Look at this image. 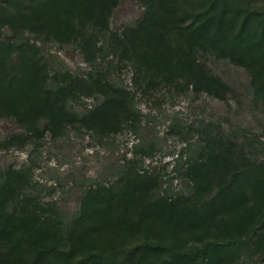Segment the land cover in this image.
Returning a JSON list of instances; mask_svg holds the SVG:
<instances>
[{
    "label": "trees",
    "instance_id": "1",
    "mask_svg": "<svg viewBox=\"0 0 264 264\" xmlns=\"http://www.w3.org/2000/svg\"><path fill=\"white\" fill-rule=\"evenodd\" d=\"M133 1L138 16L116 27L123 0H0V121L10 126L0 150L35 151L71 131L99 142L123 129L138 135L137 95L226 100L232 88L207 56L243 69L249 94L235 101L264 113V0ZM52 48L77 52L87 70H69ZM124 68L134 91L113 78ZM87 98L95 103L78 111ZM184 129L172 159L178 190L143 168L160 141L140 135L111 166L115 177L90 180L73 211L42 202L25 166L1 168L0 264L264 260V137L239 144L215 121Z\"/></svg>",
    "mask_w": 264,
    "mask_h": 264
},
{
    "label": "rangeland",
    "instance_id": "2",
    "mask_svg": "<svg viewBox=\"0 0 264 264\" xmlns=\"http://www.w3.org/2000/svg\"><path fill=\"white\" fill-rule=\"evenodd\" d=\"M139 12L137 3L133 0H123L117 12L119 19L116 27L124 20L136 18ZM51 52L56 53L69 70L75 71L77 67L82 71L87 70L77 52L62 54L55 48H52ZM204 60L210 71L232 88V94L226 100L213 99L204 94L177 95L167 91L135 97L140 114V129L137 134L144 140L155 138L160 141L152 157L144 160L143 168L155 166L163 182L169 183L171 189L175 190L183 187L178 179H172V159L182 146L181 134L186 131L184 128L188 125L201 120L215 121L226 131L229 139L239 144L248 145L250 140H254V135L261 134L264 137L263 109L260 106L249 109L246 105L239 108L240 105L235 101L248 97L249 79L245 71L212 56H207ZM113 78L129 91H134L128 68L122 69ZM94 103V99H82L75 107L80 111L83 106L90 107ZM8 129L10 126L0 121V135L5 134ZM138 135L123 129L102 142L91 137L86 131H71L57 141L45 137L35 151L31 150L30 145L21 150H0V169L9 166L18 169L25 166L30 170L32 181L39 184L38 196L42 202L55 203L65 212L73 211L78 206L80 190H83L90 180L105 181L115 177L116 170L111 166L122 164L123 158L129 159L132 156L130 150L138 142ZM190 140H197L196 134ZM255 145V150H251L254 157L261 159L263 151L259 144ZM109 168L111 170L108 171ZM102 176L104 180L101 179ZM245 264H264V260H247Z\"/></svg>",
    "mask_w": 264,
    "mask_h": 264
}]
</instances>
